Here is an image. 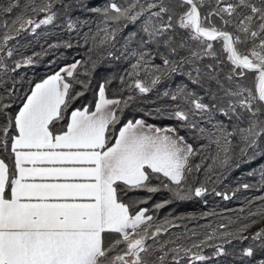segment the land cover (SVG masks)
<instances>
[{"label":"snow or ice","instance_id":"6c2138e0","mask_svg":"<svg viewBox=\"0 0 264 264\" xmlns=\"http://www.w3.org/2000/svg\"><path fill=\"white\" fill-rule=\"evenodd\" d=\"M70 7L66 0H0V69L5 76L34 63L32 57L15 61L11 68L5 62L16 52L17 37L53 24ZM93 11L108 25L102 43L115 40L122 22L141 21L139 30L126 37L124 51L136 62L126 73L128 79L119 77L121 91L147 94L156 88L161 66L150 62L155 51L169 73L180 65L191 66L188 76L199 92L188 84L165 91L163 95L178 101L169 114L179 127H157L142 118L122 121L120 106L127 108L135 97L108 98L110 81L105 80L94 110L74 108L57 132L56 123L75 99L66 77L74 76L80 61L36 83L15 113V87H5L0 92V149L10 151L13 165L10 169L0 158V264H168L169 255L171 264H196L229 255L225 245L233 241H251L233 254L239 264H264V227L244 235L255 220L235 232L220 233V244L207 243L216 238L214 230L199 244L169 252L149 243L168 228L155 224L147 207H137L145 201L125 200L138 191L164 189L178 200L208 193L204 184L188 183L193 167L199 170L191 158L206 146L195 149L180 128L196 130L208 146L215 143L224 152L219 160L223 168L231 165L233 137L243 145V156L261 149L264 157V0H111ZM74 27L69 18L68 28ZM12 41L17 44L10 45ZM6 83L0 78V85ZM217 113L228 118L230 131L223 121L212 123ZM204 118L211 128L201 126ZM250 175H258L264 188V166ZM249 215L264 218V208ZM203 247L213 248L212 255L203 254Z\"/></svg>","mask_w":264,"mask_h":264},{"label":"trees","instance_id":"16d2710c","mask_svg":"<svg viewBox=\"0 0 264 264\" xmlns=\"http://www.w3.org/2000/svg\"><path fill=\"white\" fill-rule=\"evenodd\" d=\"M66 2L70 3L71 7L62 9L53 24L41 26L36 30V33L23 32L21 36L17 37L18 44L17 41L10 42V45L17 44L13 57L5 60L10 68L14 67L15 61L23 63V60L28 57H32L34 60L33 64L23 65L15 72L9 71L6 76L4 70L0 69V78L7 81L6 84L0 85V92L5 87H15L11 101L12 113L18 111L24 97L30 95L31 89L36 83L46 79L62 67L80 61L74 76L67 77V81L72 84L70 95L75 96V99L65 111V118L56 123L55 130L57 132L65 128L68 114L74 108L88 106L94 110V104L98 99L99 85L105 80L110 81L106 85L108 98H127L128 95L135 97L129 102L127 108H124L123 105L120 106L123 109L122 121L142 118L157 127H179V122L169 114L178 101H172L171 96H165L163 93L165 91L171 93L182 84H188L191 89L199 92L198 86L193 85L188 76V73L192 71L191 66L180 65L177 71L169 73L162 65L161 58L155 55V51H152L150 62L161 66V72L158 73L161 75L160 83L147 94H140L138 91L129 92L126 89L121 91L119 77L128 79L126 73L131 70V64L136 62L135 57H131L124 51L126 37L129 33L139 30L141 21L122 22L121 30L116 33L115 40L102 43L103 30L108 25L105 24L103 15L93 9H102L111 0H66ZM116 2L125 3L126 0H116ZM140 2L146 3L147 0H140ZM69 18L76 22V27L68 28ZM124 24H127V27H124ZM112 27H116V25H112ZM134 47V44L129 46V52ZM216 47L219 45L217 44ZM109 52L115 55L109 56ZM172 59L175 60L178 57H172ZM210 62L211 60H205V63ZM140 78H145L144 73H141ZM77 81L85 83L80 84ZM77 93L82 94L77 95ZM165 109L167 111H164ZM197 119L200 118L197 117ZM218 120L223 121L228 127L227 117L217 113L213 116L212 123H216ZM201 126L211 128V124L207 122L206 118L201 120ZM119 127V124L116 125V128ZM228 130L230 131L231 128L228 127ZM180 134L184 135L188 143H191L195 149H199L201 145L206 146L199 155L191 158V164L199 165V170L193 167V171L188 174V183L193 187L204 184L209 191L203 197L192 196L185 200L173 199L171 194L164 189L154 194L138 191L125 197V200L132 198L145 201V203L138 204L137 207H147L148 214L154 217V223L168 228L167 232H162L154 238L155 243L153 240H149V243L158 249L163 245L164 249L170 252L172 248L178 246L191 247L193 243L199 244L214 230L216 238L207 241L208 244L222 243L220 233L235 232L242 225L251 224L253 220L257 223L252 224L244 235H250L264 227V218L259 215H249L250 212L256 213L258 209L264 208V200L259 199V197H264V188L259 186V176L250 175L253 172L258 173L264 166V157L260 155L261 149H256L255 155L252 150H248L247 156H243L240 152L243 145L238 138L233 137L228 153L232 157L231 165L223 168L220 166L219 160L223 159L224 152L215 143L208 146V140L201 138L196 130L189 131L180 128ZM221 145H223V141H221ZM0 158H4L10 169L12 168L13 157L10 151L0 149ZM160 180L167 183L163 177H160ZM158 182L153 179L154 184ZM245 183L252 184L254 187L244 189L241 185ZM216 193L226 194L229 198L225 199L224 195ZM165 201L169 202L164 203ZM156 204H164V206L157 209ZM165 220L171 223L164 224ZM221 225H227V228H222ZM249 243L251 241L243 243L233 241L232 244L225 245L229 255L214 257L207 262L197 261L196 264H239V260L233 254L247 247ZM202 251L203 254L211 256L213 248L203 247ZM168 264H171L170 255Z\"/></svg>","mask_w":264,"mask_h":264},{"label":"crops","instance_id":"0c3cea01","mask_svg":"<svg viewBox=\"0 0 264 264\" xmlns=\"http://www.w3.org/2000/svg\"><path fill=\"white\" fill-rule=\"evenodd\" d=\"M67 66H69V65H67ZM67 66H65V67H67ZM62 75H63V73H62ZM66 80H67V77H66ZM68 82V81H67Z\"/></svg>","mask_w":264,"mask_h":264}]
</instances>
